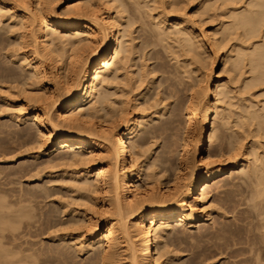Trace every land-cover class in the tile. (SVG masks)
Masks as SVG:
<instances>
[{
    "label": "bare ground",
    "instance_id": "bare-ground-1",
    "mask_svg": "<svg viewBox=\"0 0 264 264\" xmlns=\"http://www.w3.org/2000/svg\"><path fill=\"white\" fill-rule=\"evenodd\" d=\"M3 1L0 0V8L2 7L3 10L6 9V11L11 12L12 7L6 6L5 8ZM18 1L16 0L17 3H15L13 0V3L19 4L20 1L19 3ZM65 1L66 4L62 14L55 12L61 0H33L30 6H24L21 3L25 2L21 0L20 4L23 6L18 5L21 8L18 17L15 18L14 27L22 32L17 36V45L20 46V49L28 45L31 48L28 51V55L30 54L33 57L31 59L33 61L28 65L31 66V73L34 76V78L32 76V79H35L34 83L40 82L37 83L40 84V87L38 86L40 92H37V94L34 92L35 94L31 97L28 94L29 99L26 98L25 100L32 104L26 103L31 105L29 110H26L19 103L16 111L17 114L22 112L19 115L21 117H19L20 120H32L35 130L46 140L49 151H60L62 154H68V160L71 163H77L82 167L76 173L80 178L76 177L74 179L77 189L85 194L82 202L92 207L95 205V199L91 195H100L101 206L98 210L94 209L95 216H98L97 220L83 216V220L88 226V232L86 231L85 240L80 243L85 245L86 253H90L89 259H87L88 263L113 264L117 256H119L117 251L123 249L126 253L128 264H166L168 256L161 252H155L157 249L155 246H158L167 228L173 224L191 227L194 223L206 221L208 215L200 209V202H204L205 196L210 192L212 180L226 172L229 173V171H235L239 168H242L245 178L248 181L250 180L249 184L253 182V186L250 185L249 191H246L247 196L239 198L241 204H243L241 201L243 198L245 200L244 203L247 201L246 208L249 211H245V209L236 211V207L241 205L238 204L239 201L238 203L235 202L240 194L237 195L238 197L235 194L236 199L233 198L234 194H232L233 196L231 195L230 189H236L235 186L237 185L232 183L229 186L231 188L222 192L224 197L222 199L227 205L222 201L224 206H226L225 210L228 207L231 214L234 215L236 213L238 216L237 221L243 226H245L244 223L250 217L252 218L253 210L254 214L255 211L259 212L260 210L263 213L264 158L258 157L257 153L253 154V150L251 159L248 160L244 153H239L237 146L233 144L229 146L227 144L226 133L213 121L216 119V117H213L217 110L216 102L226 87L218 80L212 91L215 97L214 101L208 100L210 94L208 93L207 83L202 87L200 99L196 100L191 95L187 100L186 106L189 110L190 118H188V125L190 126L193 123L191 120L195 119V112L202 109V111L200 110L201 115L198 122L200 124H192L193 127L191 129L196 132L195 134L188 130L189 127H187V130L191 132L187 137H190V140L195 142V144L189 147V152L182 151L179 157L178 173L174 178V182L167 186L165 192H161V190L156 188L142 187L140 183L143 169L141 162H138V155L136 154L134 157L129 158V151L135 145L137 147L144 144L150 134L157 137L167 135L176 126V111L179 105H175L171 109L168 119L162 120L147 132H142V129L147 124L145 121H139L143 120L142 118L132 117L127 119L125 117L126 109L119 97H116L109 110L105 107L102 109L105 114H99L100 109L96 107H98L97 105H102L104 101L99 93V85L109 80L110 74H117L122 71L134 52L133 38L130 37L133 33L131 30L132 23L130 21L126 23L122 21L124 18L122 16V13H124L122 3L114 6V9H116L114 12H111L109 6L99 12L96 0H77L76 3H73V0ZM223 2L232 7L228 15L229 22L223 29L224 32L230 30L240 31V34L236 33L240 37L238 40L241 39L239 43L246 45V47L239 46L235 51L233 66L238 67L246 60L249 73L251 74V80L247 85L255 86L263 83L264 0H223ZM105 5H109V2L106 1ZM136 5L141 4L136 2ZM183 21V19L172 20V24L168 29H173V26L177 28L176 37L172 41L176 44L178 50L199 58V51L203 45H206V39H204V35L201 32H193L192 27L181 26ZM163 23L164 21L161 20L154 24V28L157 30L156 42L162 41L165 37L171 35V32L165 31L164 33L163 29L159 27ZM215 35L214 33L209 35L210 38L207 40L214 46H218ZM124 38L126 39L125 41H123ZM251 40H256V43H251ZM143 41L144 48L156 43L147 39ZM54 48L62 51L68 48L67 50H70L71 54H67L62 59L55 55ZM140 50L143 49L140 47ZM43 60L49 61V67L43 65ZM214 60L211 62V67H213ZM223 65H225V61ZM0 69H2L0 72L4 73L8 68L1 67ZM9 71H7V74L5 73L6 75L3 78H0V81L5 82L8 76H11V74L9 75L11 69ZM1 73L0 76L2 77L3 73ZM12 73H15V71ZM15 74L17 75V72ZM15 74L11 77L14 78ZM5 76L7 77L6 79H4ZM14 79L16 82V78ZM9 80H12V78L8 79V82ZM57 105L59 106L58 112L54 113L53 109ZM245 116L247 120L255 122L260 126V129L264 130V109L262 114L256 111H246ZM94 118L100 119L101 122H95ZM238 124L242 127L244 121L240 120ZM24 131L28 133L27 129ZM23 132L20 135H23ZM214 141H218V158L223 157L224 153L227 154L225 161H212L213 157L217 156V152H208L204 156L203 151L212 147ZM160 161L161 164H164L167 160L164 158ZM16 173L18 174V172ZM219 182L213 184L216 189L220 186H228L226 182H223V184ZM161 184L165 185V182L162 181ZM40 190L42 191V188ZM41 193L37 196L36 191V197H39V199L41 198L40 196L48 197L47 191V194H43L44 196ZM35 194H31L32 196L30 197L35 199ZM27 196L24 195L25 198L21 196L23 198L22 201L19 198V202L29 204V200H24L28 198ZM3 198H0V239L8 242L13 240L14 233L21 228V225L32 228V223L30 224L28 221L33 216H31V210L28 208L30 210L28 211L25 208L26 205L25 207L24 204L21 205L19 203L18 205V200L15 202L19 209H17L18 206L16 207V205L14 207L15 210L12 209V201L10 202V208L9 206L6 207L9 201L5 202L3 200L4 206L1 203ZM34 199L32 200L34 201ZM89 207L83 212L85 213L89 210ZM199 211L202 215H198ZM44 215L47 217L51 214ZM44 215L40 214L39 217L43 218ZM255 215L259 217L260 214L256 213ZM45 216L44 218L46 219ZM251 218L245 224L249 225ZM251 225H249L250 228ZM249 227L247 226V228ZM222 228L215 231V233L219 234H216L215 238L219 237L221 233L223 235L224 232L222 230H225ZM254 228L256 227L254 226ZM231 230L227 232L229 233ZM220 231L221 233H219ZM250 231L247 232L249 235H251ZM236 235L237 233L234 236L236 237ZM262 236L264 238V235ZM16 237L18 238L17 234ZM8 238L11 239L9 240ZM1 240L0 245L5 243L1 242ZM260 241H263V245L264 240L260 239ZM7 242L6 246L8 245ZM14 242L16 241L14 240ZM14 242L9 243L14 244ZM12 244L8 246L12 247ZM4 245L1 246L5 248L6 246L4 247ZM14 245L17 249L20 248L18 245ZM259 245L261 246L260 243ZM1 246V264H23L25 260L27 262V258L23 259L22 257L30 248L25 249V254L22 253L23 256H21L22 254H19L24 249H21L23 250L21 251L15 248V252L13 251L14 248L10 249L12 250L10 251L7 246L8 248L3 250ZM249 246H252V244ZM249 246L247 247L249 248ZM258 248L263 250L262 247ZM260 250L258 252L256 250V253H253L258 255L261 252ZM44 251L46 252V250ZM44 251H41L42 253L40 254H43ZM58 251L56 250V252ZM52 252L53 254L55 253V256H63V252L56 254L52 249L48 254ZM17 253L18 256H16ZM30 253L33 254L29 250L28 254L31 255ZM40 254L38 251V255L36 253L37 258L33 256L35 253L31 256L36 261ZM257 255L254 259L258 258ZM42 256L40 255L39 257ZM65 256V259L68 258ZM32 257L28 259L31 260Z\"/></svg>",
    "mask_w": 264,
    "mask_h": 264
},
{
    "label": "rangeland",
    "instance_id": "rangeland-1",
    "mask_svg": "<svg viewBox=\"0 0 264 264\" xmlns=\"http://www.w3.org/2000/svg\"><path fill=\"white\" fill-rule=\"evenodd\" d=\"M19 1L21 3V0ZM106 1L109 2V5H105ZM14 2L17 3L16 0ZM22 2H25L21 3L24 6H30L33 0H22ZM65 2V0H61V3L57 5L55 9L57 14H62ZM72 2L76 3L77 0ZM136 2L141 5H136ZM15 3H13V0H4V7L11 6L12 10L8 12L6 9L3 10L2 7V10H0L2 16H0V68H8V72L11 69L9 75L14 76L17 72V75H15L19 77L18 79L16 76L14 77L17 80L16 82L11 76H8V79L12 78L13 81L9 80L8 82L6 76L4 78L6 79L5 82L0 81V198L4 197L1 199V203L4 205L3 200L5 202L9 201L6 207H10L12 201L13 205L11 204V207L15 210V205L17 207L20 203L19 198L22 201L24 195L27 196L28 194V198L26 197L27 199L24 200H29V204H24V202L20 204H24V207L26 205L25 208L31 210L33 218L28 222L32 223L34 227L31 225L32 228L28 227V229L26 226L21 225V228L14 233L12 241H16L14 244L18 245L20 250L24 249V251L21 250L23 252L20 251L19 255L25 254L27 248H30L29 250L33 254L35 253V255L30 254L36 258L38 251L39 254L44 250L46 252L50 250L48 252L50 253L51 249L54 252L56 250H62L60 252H63V256L58 257L53 252L45 254L44 251L43 254H40L44 256L39 257V255L38 259L35 258V261L28 254V250L27 255L25 254L27 257L21 255L23 259L27 258V262L23 260V264H89L87 259H89L90 253H86L85 245L80 243L85 240L88 232V226L84 222L83 216L97 220L98 216H95L94 209L98 210L101 206L100 195H91L95 199L94 206L85 205L86 203L82 202L85 194L77 189L74 182L76 177L80 178L76 173L82 167L77 163H71L68 160V154H62L60 151H49L46 140L35 130L32 120H20L19 115L22 112L17 114L16 109H18L19 103L26 110L30 109L32 104L29 101L26 102L25 99H29L33 94L40 92V84H37L40 82L35 84V79H32L33 74L29 65L32 63L33 60L31 59L33 57L30 54L28 55L31 48L28 45V48L20 49V46L17 45V36L22 31L18 29L17 31L14 27L15 18L20 13L21 7L19 6L23 5ZM96 3L99 12L107 9V6H109L111 12H114L116 4H123L124 13H122V16L124 18L122 21L132 23L131 30L133 33L130 37L133 38L132 44L134 46V52L125 64L124 69L117 74H110L109 80L99 85V93L102 100H104L102 105L96 107L100 109L99 114H105L102 109L105 107L109 110L116 97H119L126 109L125 117L127 119L132 117L142 118L143 120L139 121L147 123L142 132H147L162 120L168 119L171 109L175 105H179L176 111V126L174 125L175 127L167 135H164L165 137L150 134L144 144L137 147L135 145L129 151V158L134 157L136 154L138 155V162H141L143 169L140 183L143 188H156L161 192H165L167 186L174 182V178L178 173L179 157L182 151L189 152V147L195 144L190 140V137H187L191 133L188 130L192 131L191 128L194 123L200 124L198 122L202 109L195 112V119L191 120L193 123L190 126L188 125L190 118L186 106L187 100L191 95L196 100L200 99L202 87L207 83L208 93L210 94L208 100L214 101L215 97L212 91L217 80L226 87L216 102L217 110L213 115L216 119L213 121L226 133L227 144L237 146L239 153H244L248 160L251 159L253 150V154L257 153L258 157L264 158V130L260 129V126L255 122L247 120L245 116L246 111H256L262 114L264 109V82L255 86L247 85L251 80V74L246 60L238 67L233 66L235 51L239 46L246 47V45L239 43L241 39L238 40L240 37L237 34H240V31L230 30L224 32L223 30L229 22L228 15L232 9L231 5L224 4L223 0H96ZM181 19L184 20L181 26L192 27L193 32H201L204 39H206V45H203L199 51V58L178 50L176 44L172 41L176 37L177 28L174 26L173 29L168 28L171 26L172 20ZM161 20L164 23L159 27L163 29L164 33L165 31L171 32V35H168L162 41L156 42L157 30L154 28V24ZM213 33L216 34L218 46H214L207 40L210 38L209 35ZM145 39L157 44L144 48L143 40ZM125 40L124 38L123 41ZM250 42L256 43V40ZM140 47L143 50H140ZM67 49L65 50L67 52L64 53V50L63 52L54 48L55 55L64 59L67 54H71V51ZM213 60L215 62L211 67ZM224 61L225 65H223ZM49 64L48 60H43V65L49 67ZM7 71L2 72L3 74L0 72L3 75L0 78H3ZM14 71L15 73H12ZM10 81L12 82L10 83ZM30 84L32 85L29 86ZM58 107V105L55 106L54 111H52L54 113L58 112ZM93 120L98 123L101 122L98 118ZM240 120L244 121L242 127L238 124ZM187 127H189L188 130ZM26 129L28 133L24 131ZM21 132L27 135H20ZM195 133L193 132V134ZM217 146L218 141H214L212 147L203 151L204 156L208 152H217V156H214L212 161H225L227 154L224 153L223 157L219 159ZM164 158L167 161L161 164L160 160ZM162 181L165 182V185L161 184ZM219 181L221 184L223 182L228 183V186H220L221 188L217 187L216 189L213 184ZM249 181L245 178L242 168L229 171V173L226 172L213 179L210 192L205 196L204 202H200V209L208 215L207 220L194 223L191 227H182L180 224H173L168 227L158 246H155L157 248L155 252H161L168 256L166 264H264V244L262 245L263 241H260V239L264 240L262 238V235H264V228L262 229L264 227V210L263 213L261 210L259 212L255 211V214L259 213L261 215L259 217H256L254 210L252 211L253 214H250L252 218L249 216L251 218L250 223L253 225L252 227L249 223L251 229L249 225L245 224L248 220L250 221V218L243 226L237 221L238 216L236 213L231 214L228 207L225 210L227 205L222 199V192L231 188L229 186L232 183L237 186H235L236 189H230L231 195L234 194L232 196L236 199L235 194L236 196L240 194L241 196L238 195L239 197L237 196L238 199L235 202L238 203L239 201L238 204H241L239 198L246 197V191H249L250 185L253 186V182L249 184ZM39 187L42 188L43 192ZM36 191L37 196L40 195L39 193L42 192L43 195L47 191L48 197L43 195L44 197L40 196L39 199V197H36ZM30 193L35 194V199L30 197L32 196ZM32 199L34 201L38 200L34 202ZM17 200L18 205L16 204ZM243 200H241L243 204L236 207V211L248 210L246 208L248 203L247 201L244 203L245 200ZM87 207H89V210L84 213L83 211ZM17 209H19V206ZM29 209L28 211H30ZM40 214L51 215L47 216L50 218L44 215L45 219L44 216L40 218ZM198 215H202L200 211ZM221 227L226 232L221 229L224 232L223 235L220 231L221 235L215 238L216 234L219 235L215 231ZM236 228L244 229L239 230ZM229 230L231 231L228 233ZM247 230H251V235L247 233ZM236 233L238 236L235 237ZM242 234L246 235L243 236ZM4 240L6 239L4 238ZM12 241L1 240V242H5L1 245L5 244V247L7 242L11 246L12 243L9 242ZM14 244H12V247L7 245L9 250L14 248L13 251H15ZM250 244L252 246H249ZM7 246L5 248H8ZM258 247H262L263 250ZM19 249L16 248V250ZM255 249L257 252L259 250L261 252L258 255L256 254L258 258L254 259L256 257L254 254L256 253ZM59 251L56 254L60 253ZM18 253L15 255L18 256ZM117 253L119 256L113 264H128L123 249L118 250ZM64 256L68 257L67 260ZM30 257H32L31 260L28 259Z\"/></svg>",
    "mask_w": 264,
    "mask_h": 264
}]
</instances>
